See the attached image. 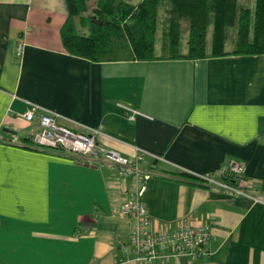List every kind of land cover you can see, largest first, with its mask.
I'll list each match as a JSON object with an SVG mask.
<instances>
[{"label": "crops", "instance_id": "0c3cea01", "mask_svg": "<svg viewBox=\"0 0 264 264\" xmlns=\"http://www.w3.org/2000/svg\"><path fill=\"white\" fill-rule=\"evenodd\" d=\"M66 18L65 0H0V264H113L128 242L119 209L138 184L31 149L33 106L129 159L157 158L142 165L154 176L140 198L154 229L209 226V256L153 264H264V55L90 63L66 52ZM229 161L245 166L253 199L195 179Z\"/></svg>", "mask_w": 264, "mask_h": 264}, {"label": "trees", "instance_id": "16d2710c", "mask_svg": "<svg viewBox=\"0 0 264 264\" xmlns=\"http://www.w3.org/2000/svg\"><path fill=\"white\" fill-rule=\"evenodd\" d=\"M65 3L67 18L60 31L62 44L70 56L90 63L264 55V0H65ZM183 31L187 39L185 52L179 42ZM27 142L32 144L31 140ZM29 146L42 153L63 155L58 150Z\"/></svg>", "mask_w": 264, "mask_h": 264}, {"label": "built area", "instance_id": "2783aa9c", "mask_svg": "<svg viewBox=\"0 0 264 264\" xmlns=\"http://www.w3.org/2000/svg\"><path fill=\"white\" fill-rule=\"evenodd\" d=\"M128 113V120L134 121L140 113L123 107ZM38 107L33 106L22 118L31 124L37 123V131L32 136V144L42 149L58 150L63 155L98 165H110L117 170L121 178H132L138 184L137 198L123 203L119 216L130 224L128 242L119 245L113 264H153L158 260L168 261L172 258L190 257L204 258L210 255V228L207 225H194L181 222L175 230L153 228L147 208L141 196L145 192V181L154 176L153 172L142 167L146 159L156 157L135 148L132 159L106 149L99 143L101 132L90 129L80 132L69 129L58 122L59 117L46 112L36 118ZM245 166L229 161L211 174L199 176L198 180L211 188L218 189L235 197L250 198L248 190L253 188L252 182L245 179ZM233 182L230 183L228 180ZM256 201V200H254Z\"/></svg>", "mask_w": 264, "mask_h": 264}, {"label": "rangeland", "instance_id": "374dc122", "mask_svg": "<svg viewBox=\"0 0 264 264\" xmlns=\"http://www.w3.org/2000/svg\"><path fill=\"white\" fill-rule=\"evenodd\" d=\"M212 33H211V30L210 32L208 33L207 35V45L208 47L210 46V43H211V36ZM180 47H181V51L182 52H185L187 50V39H186V31H183L181 33V38H180ZM158 43H157V46H156V53L159 54L160 53V49L158 48Z\"/></svg>", "mask_w": 264, "mask_h": 264}, {"label": "water", "instance_id": "95a60500", "mask_svg": "<svg viewBox=\"0 0 264 264\" xmlns=\"http://www.w3.org/2000/svg\"><path fill=\"white\" fill-rule=\"evenodd\" d=\"M95 19L94 18H92V21H94ZM3 131H5V132H10L11 134H16V133H14V132H11V131H8V130H6V129H4Z\"/></svg>", "mask_w": 264, "mask_h": 264}]
</instances>
